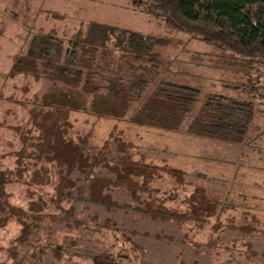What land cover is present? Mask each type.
Wrapping results in <instances>:
<instances>
[{
    "label": "rangeland",
    "instance_id": "obj_1",
    "mask_svg": "<svg viewBox=\"0 0 264 264\" xmlns=\"http://www.w3.org/2000/svg\"><path fill=\"white\" fill-rule=\"evenodd\" d=\"M138 1L0 0V169L12 172L4 189L9 202L26 210L40 196L58 200L66 222L56 226L75 250L71 258L64 256L65 264H93V255L94 264H264V56L244 59L213 48L163 25L160 17L143 11L148 4ZM91 20L163 40L153 49L162 65L145 94L158 81H173L199 89L201 99L182 116L179 128L169 129L117 121L88 107L68 111L61 122L65 139H85L82 151L97 153L99 161L85 185L81 171L71 169L61 192L54 186L58 175L52 164L63 174L59 163L72 156V149L60 148L59 135L44 151L50 160L17 164L19 132L30 126L24 103L41 90V80L10 67L17 54H24L31 34L53 31L66 48V40ZM109 61L113 70L127 63ZM212 93L251 101L253 121L242 142L187 131L191 116ZM55 117L44 115L47 121L33 135L45 139ZM30 153L34 158L38 152ZM20 228L13 218L0 228V262L11 264L7 250Z\"/></svg>",
    "mask_w": 264,
    "mask_h": 264
},
{
    "label": "trees",
    "instance_id": "obj_2",
    "mask_svg": "<svg viewBox=\"0 0 264 264\" xmlns=\"http://www.w3.org/2000/svg\"><path fill=\"white\" fill-rule=\"evenodd\" d=\"M141 2L149 6L143 11L160 17L163 25L197 37L213 48L244 59L264 56V0L138 1ZM75 31L74 38L66 40V48L61 37L53 31L31 34L24 54H17L10 67L17 74L31 71L41 80V90L24 103L28 107L30 126L25 124L26 128L19 132L22 147L16 152L17 164L28 165L27 159L35 158L37 161L47 157L50 160V154L44 151L55 145L52 143L59 135L60 148L72 149V156L59 163L66 170L63 174L52 164L51 171L58 175L54 186L58 185L61 192V187L69 182L71 169L81 171L85 176L84 184L93 179L90 177L99 161L97 153L82 151L85 139L78 137L77 143L71 142L70 139L74 140L71 137L65 139L67 135L62 132L61 122L67 118L68 111L88 107L92 114L117 121L169 129L179 128L182 116L190 113L201 99L199 89L173 81H158L150 93H144L162 65L163 58L158 50H153L163 42L157 35L98 20H91L86 29ZM111 59L127 63L122 69L115 67L113 70L108 64ZM48 113L56 115L51 127L54 133L49 131L45 139L40 135L35 137L33 131L41 129V124L47 121L44 115ZM253 114L251 101L212 93L191 116L187 131L240 143L253 121ZM52 136L56 138L51 139ZM33 151L38 152L34 158L30 153ZM56 159V156L51 158L52 161ZM19 169L21 173L24 171ZM10 174V170L0 169V228L12 218L21 228L7 250V260L11 259V264H65L64 256L71 258L75 250L63 235L65 231L56 226L66 222L60 216L58 200L44 195L30 201L26 210L15 208L4 190ZM108 257L115 260L112 254ZM127 257L123 258L129 260ZM95 259L94 255L90 259L93 264Z\"/></svg>",
    "mask_w": 264,
    "mask_h": 264
},
{
    "label": "crops",
    "instance_id": "obj_3",
    "mask_svg": "<svg viewBox=\"0 0 264 264\" xmlns=\"http://www.w3.org/2000/svg\"><path fill=\"white\" fill-rule=\"evenodd\" d=\"M240 171H242V168H240L239 170H238V172L240 173ZM239 182H237V184H238ZM233 185L235 186V184H234V182H233ZM239 187H243L242 185H239Z\"/></svg>",
    "mask_w": 264,
    "mask_h": 264
}]
</instances>
